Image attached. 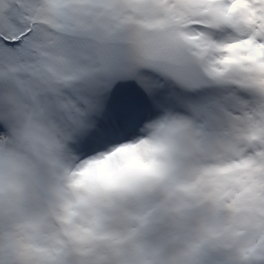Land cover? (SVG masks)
Masks as SVG:
<instances>
[{
    "label": "snow or ice",
    "instance_id": "snow-or-ice-1",
    "mask_svg": "<svg viewBox=\"0 0 264 264\" xmlns=\"http://www.w3.org/2000/svg\"><path fill=\"white\" fill-rule=\"evenodd\" d=\"M0 264H264V0H0Z\"/></svg>",
    "mask_w": 264,
    "mask_h": 264
}]
</instances>
